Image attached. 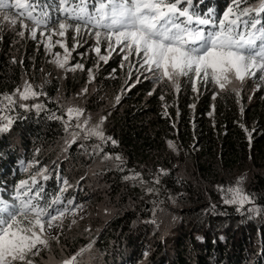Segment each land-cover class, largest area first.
I'll list each match as a JSON object with an SVG mask.
<instances>
[{
	"label": "trees",
	"instance_id": "obj_1",
	"mask_svg": "<svg viewBox=\"0 0 264 264\" xmlns=\"http://www.w3.org/2000/svg\"><path fill=\"white\" fill-rule=\"evenodd\" d=\"M41 3L52 4L55 8L53 0H41ZM228 3L230 0H194L198 11L206 12L208 8H213L217 15ZM50 15L55 21L60 14L53 10ZM107 67L108 70L102 69L97 74L100 79L94 96L102 101L100 98L107 93L112 98L113 105L106 114L105 131L117 141L118 151L141 164H147L152 157H163L165 168H169L175 176L178 169L174 168V159L166 155L167 142L177 141L176 144L187 151L195 144L198 146L195 164L203 181L221 179L233 171L253 167L259 174L254 175L252 183L258 194L257 203L264 204L262 94L255 93L249 99L250 96L241 91L238 102L234 91L218 93L212 83L204 85L197 82L198 91H193L187 78H181V88L177 92L167 82L155 83L154 77L130 76L116 64ZM30 68L20 46L15 45L14 37L4 28L0 31V100L4 93H12L19 86ZM138 78L141 80L136 81ZM117 96L120 97L118 103ZM97 103L96 99L92 101V104ZM104 104L106 102L101 106ZM50 116L48 111L40 115L27 114L25 118H30L27 122L17 116L12 119L7 131L0 132V192L5 200L12 202L15 185L22 179L29 181L33 195L40 192L41 204L51 203L57 195L76 197V193L69 191L72 180L65 169L66 163L49 168L55 161L52 151L58 148L62 128V124L50 119ZM73 152V158L67 163L78 166L82 159L75 150ZM40 172L44 173L39 175ZM33 176L36 185H31L30 177ZM172 183L175 184L168 178L167 184ZM83 196L80 195V198ZM199 219L203 220L200 216ZM132 220V214H126L124 219L114 222L118 229L112 228L116 229L112 238L125 249L122 253L119 247L109 249L114 257L112 260L107 257L104 264H136L143 258L152 264H264L262 218L219 226L207 225L208 221L204 220L194 223V219L178 227L181 230L175 235L165 238L170 251L163 250L160 244L148 243L146 246L151 247L146 257L143 255L146 243H142L138 236L128 235ZM192 229H197L195 236L189 232ZM167 252L169 256L162 259ZM155 253L161 255V259L153 261Z\"/></svg>",
	"mask_w": 264,
	"mask_h": 264
},
{
	"label": "snow or ice",
	"instance_id": "obj_2",
	"mask_svg": "<svg viewBox=\"0 0 264 264\" xmlns=\"http://www.w3.org/2000/svg\"><path fill=\"white\" fill-rule=\"evenodd\" d=\"M53 3L54 9L52 4L41 3V0H0V31L5 27L11 28L20 37L28 31L33 39L38 31L41 36L45 32L50 33L47 36L49 43L44 46L50 49L58 44L63 48V56L58 52L53 54V63L60 69L68 70L71 50L63 39L53 44V35L63 38L70 30L78 35L81 29L91 28L96 38L94 50L97 54L101 52L103 38L109 52L119 48L125 53L124 60L134 54L139 67L151 73L155 82L167 81L177 92L181 88V78L191 82L193 91H198L197 82L213 83L222 91L234 81L243 84L246 79L254 78L264 82V0H230L220 15L213 8H208L206 12L198 11L194 0H93L91 6L88 0H53ZM12 9L16 12L13 13ZM53 10L60 14L55 21L50 15ZM100 59L107 60V57L100 55ZM13 62H16L15 58ZM75 69L87 71L89 80L94 79L92 70L86 69L83 64L73 65L70 70ZM261 86L257 84L255 87ZM232 90L239 102L241 90ZM87 91V88L82 89L83 93ZM41 95L44 93L36 91L27 80L13 93H4L0 104L7 103L0 108V119H6L7 124L0 123V131H6L12 124L10 116L2 115L4 108L12 110L20 101L19 107L28 109L29 104L22 101ZM161 99L164 97L161 96ZM119 100L117 96V103ZM31 107L39 111L43 105L33 104ZM84 111V108L70 104L64 108L63 115L52 114L49 117L62 122L68 137L65 143L71 145L78 139L95 137L100 141L96 148L107 141L116 145L117 141L106 135L103 127L107 117L101 116L92 123L91 116L81 119ZM245 131H248L247 128ZM248 136L250 140V132ZM167 143L170 149L178 151L173 141ZM104 158L112 160L117 168L125 163L119 154L112 156L105 153ZM166 173L167 169H159V174L154 175L155 183L159 184V175ZM44 178L47 179V176ZM124 179L147 183L143 174L135 170ZM30 180L31 185H36L35 176ZM244 180L245 177L241 176L234 186L221 188L224 203L237 205L238 211L245 205H253L248 211L259 213L262 209L255 207L253 194L245 192ZM15 189L12 202L0 199V264H38L36 258L46 250L51 251L50 241L59 242L58 236L49 231L54 227L53 222L64 217L69 209L51 210L53 204L62 202L59 196L51 203L41 204L40 192L30 195L32 189L28 180H20ZM146 190L154 191L151 187ZM72 203L68 201L69 205ZM72 211L75 212V209ZM72 222L75 223V220ZM91 248L90 243L60 261V264H82L84 254Z\"/></svg>",
	"mask_w": 264,
	"mask_h": 264
},
{
	"label": "rangeland",
	"instance_id": "obj_3",
	"mask_svg": "<svg viewBox=\"0 0 264 264\" xmlns=\"http://www.w3.org/2000/svg\"><path fill=\"white\" fill-rule=\"evenodd\" d=\"M92 2L93 0H88L90 6ZM12 12L15 13L16 9H12ZM5 28L14 37L15 45L20 46L23 58L27 59V65L31 66L24 74L19 86H22L24 81L27 80L35 86L36 91L44 93L39 97L22 101L29 104L28 109L19 107L20 101L12 110L4 108L2 115L5 117L10 116L13 119L18 116L22 117V121L27 122L30 119L25 118L27 114L40 115L42 112L48 111L51 115L61 116L64 113V108L70 104H76L85 109L81 119L91 116L92 123H95L101 116H105L110 112L109 108L113 105L112 98L107 93H104L100 98L102 101L94 96L96 83L100 79L97 74L102 69L108 70L107 66L116 64L120 70L126 71L130 76L135 74L136 77H153L151 73L139 67L138 58L134 54L129 55L128 59L124 60L125 53L121 52L119 48L109 52L103 38L101 40V52L97 54L94 50L96 38L91 28L81 29L78 35L70 30L63 38L53 35V44L56 40L63 39L71 50L68 70L60 69L53 63V54L58 52L63 56L64 49L58 44H54L50 49H46L44 46L49 43L47 36L50 33L45 32L41 36L38 31L37 37L33 39L28 31H25L24 37H20L11 28ZM18 30L19 25H17ZM100 55L106 56L107 60H101ZM76 64H83L86 69H91L94 79L89 80L87 71L70 70L71 66ZM140 80L141 78H138L136 81ZM257 84L262 86L256 88ZM153 87L155 89V85ZM214 87H216L218 93L233 91V88H238L250 97L255 93H260L264 98V82L254 78L246 79L243 84L234 81L223 91L216 85ZM84 88L88 89L87 93L82 92ZM95 99L99 103L92 104ZM105 102L106 104L101 106ZM6 103L4 101L3 104H0V108H3ZM33 104H41L43 108L38 111L36 108L31 107ZM65 119H67L66 116ZM52 120L62 124L60 120ZM106 122L107 119L103 125L104 130ZM0 123L7 124V120L0 119ZM106 135L110 136L107 133ZM67 138L62 124L58 148L52 151L55 155V161L49 168L59 163L60 165L66 163L65 169L72 180V183L68 186L69 191L76 193V197L70 198L67 194L59 196L62 202L52 205L51 210L53 211L56 208L65 207L69 211L65 213L64 217L53 222L54 227L49 231L58 236L59 242L57 243L56 240L50 241L51 251L46 250L41 254L42 258L37 257L38 264H60V261L77 253L90 243L92 248L84 254L82 264H104L107 257L112 260L114 254L109 253V249L119 247L121 253L125 249L113 240L112 234L115 233L113 231L116 229L112 228L118 229V226H114V222L124 219L126 214H132V219H134L130 225L128 235L138 236L142 243H146L144 244L143 255L145 253L148 255L151 247L146 246L148 243L152 245L160 244L163 250L170 251L165 243V238L175 235L177 231L181 230L178 227L184 226L194 219V223L204 220L208 221L207 225L213 224L216 226L240 223L249 218L254 219L253 221H256L255 219L258 217L264 219V204L257 203L258 194L252 186L254 175L258 174V170L253 167H249L250 170L233 171V173L226 174L228 176L223 175L221 179L206 182L202 180L195 164V156L198 152V146L195 144L191 145L189 151L186 148L182 149L179 144H176L177 141L173 142L178 151L170 149L167 145L166 155L174 159V168L178 169V171L176 169L178 174L174 176L169 168H165L166 165L163 162L165 158L163 157H152L147 164H141L125 157V153L118 151V145H113L111 141H107L101 144L100 148H96L95 145L100 144V141L95 137L87 140L78 139L76 143L71 145L65 143ZM74 150L82 159L78 166L67 163L73 158ZM105 153L112 156L119 154L125 163L117 168L112 160L104 158ZM161 168L167 169V173L160 174V183L156 184L154 175L159 174ZM132 170L141 172L147 183L141 184L139 180L126 181L124 177L132 175ZM43 173L40 172L39 175ZM241 176L245 177L243 181L245 192L253 194L255 207L262 209L259 213L248 211V208L253 205H245L238 211L237 205L224 203V193L221 188L227 189L229 186H234ZM168 178L172 179L175 184H167ZM113 180L119 182L115 183ZM149 187L153 188L154 191L148 192L146 189ZM15 194L12 196L14 197ZM30 195H33V193L31 192ZM80 195L84 196L80 198ZM0 199H4L1 192ZM69 200L73 202L71 205L68 204ZM72 209H75V212ZM199 216L203 220L199 219ZM73 220H75V223L72 222ZM241 223L243 224V222ZM55 225H60V227H55ZM196 230L192 229L189 232L195 236L197 234ZM122 231L125 232L123 229ZM141 254L142 251L139 256ZM169 254V252L165 253L162 259L167 258ZM153 257V261L156 258L161 259V255L156 253ZM131 264H135V262ZM136 264H152V262L143 258L138 260Z\"/></svg>",
	"mask_w": 264,
	"mask_h": 264
}]
</instances>
